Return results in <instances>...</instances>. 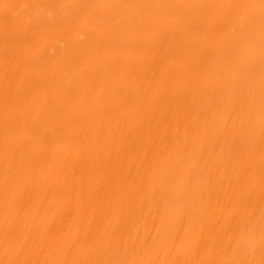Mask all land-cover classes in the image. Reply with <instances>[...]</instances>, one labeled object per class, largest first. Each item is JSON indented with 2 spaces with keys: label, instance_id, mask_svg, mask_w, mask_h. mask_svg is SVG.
Returning a JSON list of instances; mask_svg holds the SVG:
<instances>
[{
  "label": "bare ground",
  "instance_id": "bare-ground-1",
  "mask_svg": "<svg viewBox=\"0 0 264 264\" xmlns=\"http://www.w3.org/2000/svg\"><path fill=\"white\" fill-rule=\"evenodd\" d=\"M11 2L65 7L18 9L22 16L40 18L32 29L34 34L26 35L19 48L8 51L0 39V261L58 258L66 239L104 228L116 229L120 252L127 249L128 258L171 259L197 244L204 255L210 253L216 259L243 252L253 227L258 237L259 225L264 222V196L258 180L250 185L237 181L242 162L229 157L228 146L245 154L252 149L258 166V99L254 147L241 135L239 122L233 130L230 121L229 129L221 135L216 125L227 118L228 110L217 107L218 97L225 95L223 86L214 84L221 68L219 59L202 61L193 55L190 62L181 64L174 50L155 57L145 55L147 35L143 46L120 33L110 40L101 38L98 22L112 10H93L86 18V10L74 6L249 0ZM156 14L163 12L157 10ZM195 36L201 47L207 46L206 33L196 32ZM223 44L230 47L227 35ZM246 59L242 51L240 60ZM258 59L257 41V79ZM21 76L25 89L36 93L35 103L25 119H20L19 113L9 115L6 130L4 92L7 86L19 84ZM105 82L126 90L119 110H112L114 101ZM232 115L234 118L235 113ZM97 127L103 128L102 137L96 136ZM186 135L206 147V162H200V176L194 178L193 188L186 190L179 182H153V173L144 163L149 139H154L151 147L159 145L163 153L156 172L159 177L173 172L174 158L168 159V150L176 141L182 143ZM6 144L14 149L11 156L6 155ZM6 192L9 209L5 208ZM13 200L21 205L19 216ZM6 212L9 223L5 222ZM17 225L30 236L32 245L19 257L16 247L21 233ZM249 258L260 259L258 248Z\"/></svg>",
  "mask_w": 264,
  "mask_h": 264
},
{
  "label": "snow or ice",
  "instance_id": "snow-or-ice-1",
  "mask_svg": "<svg viewBox=\"0 0 264 264\" xmlns=\"http://www.w3.org/2000/svg\"><path fill=\"white\" fill-rule=\"evenodd\" d=\"M54 7H65V5H32L0 0V29H2L0 39L3 40L5 50L19 48L24 37L30 33L34 34L32 29L40 22L39 17L27 14L22 16L17 11L18 9ZM74 7L86 10V18L91 17L93 10H112L111 15L98 22L97 27L101 38L110 40L120 33L143 46L144 36L147 35L148 46L145 55L151 53L155 57L165 50H174L181 64L190 62L193 55H198L202 61H207L209 57L213 60L219 59L221 68L218 80L214 84L217 82L221 84L225 95L218 97L217 107L218 110H228V116L217 123L216 131L222 135L229 129L230 121H232L231 128L236 130V122H239L241 135L254 147L255 141L252 133L258 99L260 144L258 166L252 149L245 154L233 145L228 146V152L230 158L242 162V167L236 177L237 181L250 185L258 180L261 195L264 196V0L218 4H83ZM130 10H136V12L133 13ZM157 10L162 11L163 15H157ZM100 25L104 27L101 28ZM196 32L207 34L206 47L199 45L195 36ZM225 35L230 41V47H225L223 44ZM257 41L259 46L258 79ZM242 51L247 55L244 61L240 60ZM24 79V76H21L19 84H11L5 89L6 130L9 115L16 116L19 113V118L25 119L35 103L36 93L25 89ZM104 87L108 95L113 98L112 110H119V101L126 97V90L115 83L109 85L105 82ZM146 99L149 103L151 102L149 97ZM233 113H235L234 118ZM95 134L97 137H102L103 128L97 127ZM153 143L154 139L150 138L144 149V163L153 173V182L158 181L167 185H175L179 182L186 190H191L194 178L198 180L200 176V162H206V147L189 139L187 135L182 143L176 141L168 150V159L174 158V170L166 176L158 177L156 172L160 167L163 153L159 145L155 148L151 147ZM5 151L7 156L14 153V149L7 144ZM10 171L11 163L9 162L5 171L6 185ZM143 182L144 178H141L139 183ZM19 195L22 202L23 193ZM12 204H15V212L19 216L22 210L21 205L16 200H13ZM10 207L6 192L5 208ZM5 222L9 223L7 212ZM17 229L21 233L18 237L19 246L16 247V254L19 257L27 254L32 245L29 244L30 236L23 234L19 225ZM120 243L121 238L115 228L98 229L87 232L83 237L77 234L70 240L66 239L65 243L60 245L62 255L58 258L43 262L30 259H9L0 261V264H264V222L259 225L258 237L253 227L245 250L243 252L234 251L229 259H216L210 253L204 255L198 244L190 245L183 256L177 253L171 259L128 258L127 249L121 254ZM257 248L260 256L258 261L249 258L255 256ZM166 253L171 255V249L167 248Z\"/></svg>",
  "mask_w": 264,
  "mask_h": 264
}]
</instances>
